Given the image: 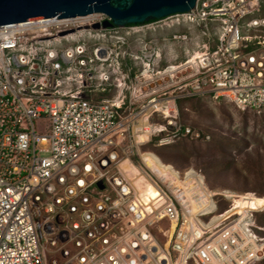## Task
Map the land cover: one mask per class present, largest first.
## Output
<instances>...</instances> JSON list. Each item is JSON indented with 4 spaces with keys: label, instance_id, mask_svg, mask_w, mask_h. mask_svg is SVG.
Here are the masks:
<instances>
[{
    "label": "built area",
    "instance_id": "obj_1",
    "mask_svg": "<svg viewBox=\"0 0 264 264\" xmlns=\"http://www.w3.org/2000/svg\"><path fill=\"white\" fill-rule=\"evenodd\" d=\"M259 1L197 0L189 12L122 27H103V13L0 26V264L264 260L257 197L210 191L194 169L145 152L160 163L155 172L145 165L152 178L131 161L133 145L123 146L126 137L189 134L176 124L180 97L264 107V19H246ZM168 19L215 23L214 48L161 65L144 34Z\"/></svg>",
    "mask_w": 264,
    "mask_h": 264
},
{
    "label": "rangeland",
    "instance_id": "obj_2",
    "mask_svg": "<svg viewBox=\"0 0 264 264\" xmlns=\"http://www.w3.org/2000/svg\"><path fill=\"white\" fill-rule=\"evenodd\" d=\"M259 2V10L251 16L252 18L259 19L264 16V0H260ZM170 21L171 19L165 20L164 22L167 24H163L164 22L158 23L157 27L154 25V30H150L144 34L146 41H154L159 47L161 65L179 64L185 61V59L205 51L206 47L210 48L212 46L217 32L215 23H181L172 25ZM259 34L264 35V27ZM174 35L181 36V38L174 39ZM130 50L133 55H138L140 47L132 41ZM128 64L135 71H138L140 68L138 60L132 59ZM169 92L167 95H172ZM201 96L202 98L199 101L194 99L189 103H185L181 111L176 101L185 97L175 99L177 109L176 124L178 127L189 129V134H179L168 143L166 141L159 142L165 139V132L152 136H159V145L175 144L179 143V141L186 143V146L180 149L179 154L175 153L171 156L173 162H163L155 151L145 147L148 141L135 143L131 137H126L123 140V146L133 145V147L128 149V155L130 158L131 156H135L139 165L133 164L143 174L146 172L152 178H155L154 174L144 165L141 159V154L151 152L161 162L171 164L179 171L189 168L194 169L204 176L205 184L210 191L230 190L240 195L264 198V196L253 191L259 187V182L256 180L255 172L251 170L254 161L257 160L256 153L264 154V137L263 139L260 138L263 132L264 107L259 111H242L225 99H213L208 95ZM128 97L126 94V99ZM152 120L160 124L165 123L161 116L155 115ZM195 133H198V137H203L204 141H210L212 134L239 140L241 146L244 145L246 148L241 153H238L237 149L231 152V157L234 158L235 164L229 170L218 172L217 174L212 172L206 174V169L211 165L213 166L215 162H221L220 155L213 148L207 150L204 146L199 147L201 146L199 145L200 142H195L194 145L196 146H193V139L198 138L194 136ZM219 206L222 208L221 205ZM223 207H226V205H223ZM263 211L264 208L259 212ZM158 238L159 242H164L163 237L160 236Z\"/></svg>",
    "mask_w": 264,
    "mask_h": 264
},
{
    "label": "water",
    "instance_id": "obj_3",
    "mask_svg": "<svg viewBox=\"0 0 264 264\" xmlns=\"http://www.w3.org/2000/svg\"><path fill=\"white\" fill-rule=\"evenodd\" d=\"M197 0H0V26L103 13V27L138 25L192 10ZM97 27V26H95Z\"/></svg>",
    "mask_w": 264,
    "mask_h": 264
},
{
    "label": "trees",
    "instance_id": "obj_4",
    "mask_svg": "<svg viewBox=\"0 0 264 264\" xmlns=\"http://www.w3.org/2000/svg\"><path fill=\"white\" fill-rule=\"evenodd\" d=\"M251 16L252 15L248 16L246 19L252 18ZM214 46H215V37L213 39V44L210 48L212 49L214 48ZM201 98L202 96L187 97V98L177 99L176 103L181 111L182 106L185 103H189L194 99L199 101ZM219 99H223V98H219ZM262 127H263V132L260 137L261 139H263L264 137V123ZM158 140H159V136L151 137L150 140L145 144V147L155 151L163 162H173L171 156L174 155L175 153L179 154L180 149L186 146V143L185 142L183 143V141H179V143H175V144L169 143L165 145H159ZM195 142H200L199 145L201 146L199 147L204 146L207 150L213 148L220 155L221 162L220 161L217 163L215 162L213 166L211 165V163H209V165L211 166L205 170L206 174H210L211 172L217 174L218 172L220 173L229 170V168L235 164L234 158L231 157V152L237 149V152L241 153L246 148V146L244 145L241 146L240 144L241 142L239 140H233L228 137H224L221 135H213V134L211 136L210 141H204L203 137H198L193 139L192 141L193 146H196L194 145ZM256 158L257 160L254 161V165L251 167V170H253L256 174V180L259 182V187L257 189H254L253 191L257 192L259 195L264 196V154L261 155L259 152H257ZM131 161L135 165H139L137 158L135 156L134 157L131 156ZM219 205H221L222 207L220 209H223L225 208L223 207V205H226V203L224 201H221L219 202ZM255 220L258 225L264 226V211L256 213ZM259 263L264 264V260H262Z\"/></svg>",
    "mask_w": 264,
    "mask_h": 264
},
{
    "label": "bare ground",
    "instance_id": "obj_5",
    "mask_svg": "<svg viewBox=\"0 0 264 264\" xmlns=\"http://www.w3.org/2000/svg\"><path fill=\"white\" fill-rule=\"evenodd\" d=\"M141 159H142V162L144 163V165H146L148 168H150L151 171H153V172H155L156 169L160 167V163L157 160V157L155 155H141ZM127 166H128V164L126 162H124L122 164V167H124V168H127ZM138 175H140V173ZM138 175L135 176L134 179L139 178L140 176L138 177ZM251 201H252V204L257 206V207L264 205V198H256V199H252Z\"/></svg>",
    "mask_w": 264,
    "mask_h": 264
},
{
    "label": "crops",
    "instance_id": "obj_6",
    "mask_svg": "<svg viewBox=\"0 0 264 264\" xmlns=\"http://www.w3.org/2000/svg\"><path fill=\"white\" fill-rule=\"evenodd\" d=\"M259 19H264V16H263V17H261V18H259Z\"/></svg>",
    "mask_w": 264,
    "mask_h": 264
}]
</instances>
